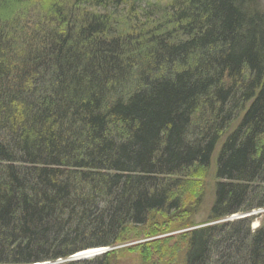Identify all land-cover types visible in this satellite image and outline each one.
<instances>
[{"label": "trees", "instance_id": "obj_1", "mask_svg": "<svg viewBox=\"0 0 264 264\" xmlns=\"http://www.w3.org/2000/svg\"><path fill=\"white\" fill-rule=\"evenodd\" d=\"M143 2L0 0V264H264V0Z\"/></svg>", "mask_w": 264, "mask_h": 264}, {"label": "rangeland", "instance_id": "obj_2", "mask_svg": "<svg viewBox=\"0 0 264 264\" xmlns=\"http://www.w3.org/2000/svg\"><path fill=\"white\" fill-rule=\"evenodd\" d=\"M144 4L145 3H152V4H163L166 2V0H143ZM223 140V139H222ZM219 146L217 147L216 151L214 154L217 153ZM215 157V155H214ZM214 157L212 159V163L214 164ZM213 164H212V169L210 171L209 176L206 178L200 179L198 181H190L192 184L189 186V188L186 190L185 197L189 195L190 199V193L193 191V194H199L200 192L204 191V198H203V203L200 205L198 212L194 215L193 221L195 223H199L203 220H205L206 215H207V210L210 206L211 202V187L213 183ZM194 184V186H193ZM191 188V191H190ZM193 188V190H192ZM192 194V195H193ZM195 196V195H194ZM194 196L191 198L194 199ZM191 199V200H193ZM189 201V200H188ZM247 217H252L251 221V230L254 231L261 227V225H264V209L263 210H255L248 215H233L227 219L221 220L219 222H231L234 220H239L242 218H247ZM186 222H183V220L179 221H174L167 223L161 228L159 227H152L151 225H148L145 229H141L139 236L135 238H128L129 240H126L119 244L117 247L111 249L114 250L115 256H116V264H143L141 260V252L144 248H148V246H151V244H154L157 241H167L166 244L168 245H176L178 246L177 254L175 257V260L180 261L181 254L184 249V245L182 242L177 240L180 236L185 234L187 231L191 230L193 227H185ZM218 223V222H216ZM214 224V223H210ZM209 224V225H210ZM165 244V245H166ZM157 246V245H155ZM104 249V248H103ZM108 249V248H107ZM163 249V248H162ZM160 254V253H159ZM75 255V254H74ZM93 259L89 258L87 260ZM84 261V260H82ZM70 262V261H69ZM63 263V261H57L55 263H49V264H60Z\"/></svg>", "mask_w": 264, "mask_h": 264}, {"label": "water", "instance_id": "obj_3", "mask_svg": "<svg viewBox=\"0 0 264 264\" xmlns=\"http://www.w3.org/2000/svg\"><path fill=\"white\" fill-rule=\"evenodd\" d=\"M245 216V215H244ZM93 250H97L96 253L92 256V257H96L98 255H101V254H104L105 252L107 251H110L111 249H107V248H99V249H93ZM83 252V251H82ZM81 253V252H79ZM79 253H76V254H79ZM75 254V255H76ZM75 255L71 256L68 260H66L67 262H73V261H82V260H87V259H80V258H75ZM43 264H47V263H43Z\"/></svg>", "mask_w": 264, "mask_h": 264}, {"label": "bare ground", "instance_id": "obj_4", "mask_svg": "<svg viewBox=\"0 0 264 264\" xmlns=\"http://www.w3.org/2000/svg\"><path fill=\"white\" fill-rule=\"evenodd\" d=\"M99 249V248H97ZM97 250H93V249H89V250H85L79 254L75 255V258H80V259H89L92 258V256L96 253ZM73 262H77V261H73Z\"/></svg>", "mask_w": 264, "mask_h": 264}]
</instances>
